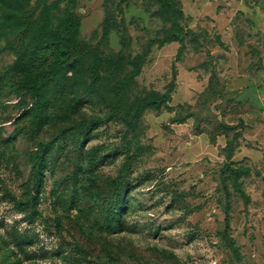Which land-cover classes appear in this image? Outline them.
Wrapping results in <instances>:
<instances>
[{"label":"rangeland","instance_id":"obj_1","mask_svg":"<svg viewBox=\"0 0 264 264\" xmlns=\"http://www.w3.org/2000/svg\"><path fill=\"white\" fill-rule=\"evenodd\" d=\"M178 1L187 34L163 43L173 19L156 0H0V264H12L2 240L13 231L35 236L27 250L39 264H73L78 246L82 264H264V0ZM70 13L75 86L64 104L52 100L65 70L43 58L51 102L36 122L19 57ZM25 21L34 31L22 35ZM52 141L60 154L36 212L31 168ZM124 165L125 229L109 233L105 203Z\"/></svg>","mask_w":264,"mask_h":264},{"label":"trees","instance_id":"obj_2","mask_svg":"<svg viewBox=\"0 0 264 264\" xmlns=\"http://www.w3.org/2000/svg\"><path fill=\"white\" fill-rule=\"evenodd\" d=\"M156 2L160 11L173 19L172 31L169 33L163 43L173 41L182 42L183 34H187V32L180 26V20L184 18V11L180 2L178 0H156ZM79 25V17L70 13L66 19L62 31H50L51 34L44 38L39 44H36L32 47H28L27 45V48H25L22 53H30L28 59H25L23 55L19 57L20 61L18 62V65L24 66L25 64H23V61H27L25 67H21L20 69L24 71L25 75L32 79L29 85L24 86V88L32 98L33 107L31 110V115L32 119L36 122H40L48 116L47 107L49 102H51V99L48 98L47 87L40 79V74L44 76V70L40 65L42 64L43 58L53 56L56 68H58L60 71L65 70L62 75L64 78L58 80L55 85L52 100L59 104H64L67 93L68 91L70 92L71 86H75L74 81L70 82L68 73L72 72L74 75H76L78 72L75 56L78 54L76 43ZM21 28L22 35H25L30 31H34L32 28V23L29 21L22 23ZM41 28V26L36 27V34L37 31H42ZM34 69H36L35 73ZM35 74L37 78H34ZM119 94V100L113 105V112H115L116 115L122 108L121 99L124 93L120 91ZM163 101H166L165 98H163ZM150 103L147 105H150ZM100 122L101 120L99 118H94L90 121L83 120L79 123L78 136L82 137V139L86 138L89 131ZM233 141L230 142V146H228V150L230 151L232 148H236L235 142L237 140L234 141V144ZM54 143L55 142L52 141L50 143L48 142L39 144V149L37 150L38 152L36 153L31 168L30 179L32 189L33 191H36V212H38V197L42 188V175L48 165V158L50 154L54 152V150H56L58 156L60 154V147H57L54 145ZM79 153L82 154L80 149ZM127 172L128 167L127 165H124L120 171V174L113 180L114 190L112 195L107 198L105 203V211L102 217L103 227L109 233H120L125 229V214L129 203L127 190L130 189L131 186L130 182L126 178ZM17 205H19V203H17ZM34 238L35 236H31L29 233H18L17 231H13L9 237L3 238V249L6 250L7 258L12 264H23L24 262L28 261L32 262V264H39L37 260L45 258L44 256H38L35 252H30L27 250L28 247L35 244ZM36 239L38 240V235H36ZM76 249L77 251H75L74 254L71 253L72 256H68V254H66L67 257H70L73 260V264H82L83 261L88 262L89 259L84 250L79 246L76 247ZM59 252L65 253V251H62L61 249L58 250L57 253Z\"/></svg>","mask_w":264,"mask_h":264},{"label":"crops","instance_id":"obj_3","mask_svg":"<svg viewBox=\"0 0 264 264\" xmlns=\"http://www.w3.org/2000/svg\"><path fill=\"white\" fill-rule=\"evenodd\" d=\"M251 14H252V16H253V15H257L258 13H257V11H254V10H253V11L251 12ZM259 14H260V13H259ZM246 80H248V79H246ZM257 80H258V76H255V77L253 78L252 81H257ZM261 100H262V102L264 103V97H262ZM258 102H260V101H258ZM262 102H260V104H262ZM260 107H263V106L260 105Z\"/></svg>","mask_w":264,"mask_h":264}]
</instances>
